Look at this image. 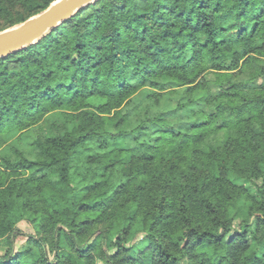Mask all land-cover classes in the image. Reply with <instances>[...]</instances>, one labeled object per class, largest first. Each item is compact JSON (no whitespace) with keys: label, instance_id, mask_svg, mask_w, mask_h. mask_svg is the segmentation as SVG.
I'll return each mask as SVG.
<instances>
[{"label":"trees","instance_id":"trees-1","mask_svg":"<svg viewBox=\"0 0 264 264\" xmlns=\"http://www.w3.org/2000/svg\"><path fill=\"white\" fill-rule=\"evenodd\" d=\"M52 1H0V30ZM260 78L264 0H95L0 57V134L36 130L55 110L65 119L0 153V238L12 241L21 218L37 224L0 264H264ZM173 87L182 97L168 103L162 93ZM143 97L140 120L121 125ZM91 98L100 101L94 109ZM202 142L211 174L183 183L171 153L195 163ZM138 151L169 166L147 163L157 189L137 182L125 201L130 182L120 180ZM234 178H260L258 197ZM246 194L255 220L235 230L228 208Z\"/></svg>","mask_w":264,"mask_h":264},{"label":"rangeland","instance_id":"rangeland-1","mask_svg":"<svg viewBox=\"0 0 264 264\" xmlns=\"http://www.w3.org/2000/svg\"><path fill=\"white\" fill-rule=\"evenodd\" d=\"M0 1H4V3L8 4L9 1H13L14 3L18 4L20 0H0ZM18 7V6H16ZM7 20V16H4L0 13V25H3L4 23H6ZM20 23V22H18ZM18 23H15L13 25H16ZM11 25V26H13ZM10 27V26H8ZM6 27V28H8ZM5 29V28H3ZM1 29V30H3ZM206 77L209 80H212L214 78L212 73H208L206 75ZM257 83L263 85L264 84V79L260 78ZM149 87H144L139 89L138 91V95L139 96H143L146 94L147 91H149ZM162 94H164V98L168 99V103H173L176 100H179L182 97V93L180 91L179 87H173L170 90H167L165 92H163ZM145 98V97H143ZM148 102H150L149 98H145L142 101V105L140 106V109L137 108L134 113L132 115L129 116L128 118V122L123 121V123H121V125H124L125 123H128L130 127L131 125L136 124L140 118L142 117V111H143V107L145 104H147ZM100 103V101L96 98H91L90 100V107L91 109H94V106H97ZM132 103H128V106H130ZM94 105V106H93ZM155 109V107H154ZM110 116H113V111H111L109 113ZM65 122V119L63 118L62 112L60 110H55V111H51L48 114H46V116L44 118H42L36 126H39L35 129H33L34 127L25 130L24 132H20L16 129L10 130L8 132L2 133L0 134V153H6L9 148L13 145H16L19 148H25V146L27 145L28 141H30L29 139L31 138L32 134L35 133H46L49 134L51 133L53 130H57V128H62V123ZM55 123L56 127L53 128L52 125ZM108 130H110L112 133H114L116 130H114L112 127L107 126L106 127ZM42 130V131H41ZM222 134H220L219 137H221ZM205 142H202L200 144L201 148L198 151L192 152L191 153V159H192V155H193V162L196 160L197 158V162L192 163V160H189L186 156L185 153H183L182 151H178L174 150L171 153V156H174V158L179 159L180 163L178 164V170L180 172V178L182 180V182H186L187 179H189V176H192V174L194 175L193 177L196 179H199L200 177H202V175H210L211 172L210 170L212 169V163H208L205 164L203 159H204V155H207L206 150L208 149L209 146L205 145ZM202 155V156H201ZM219 157V156H218ZM217 157V158H218ZM238 159L240 162L244 163L243 166L246 167L247 166V161H245L242 158V153H240L238 155ZM188 160V162H187ZM154 162H158L159 164H164V165H168V163H166V160H160V161H148L147 159L141 158L140 156V152L138 151L124 166V172H123V179H121L120 181H129L130 184L128 186H124V190H123V194L121 199L123 200H127L128 198L132 197V191L135 187V184L137 182H142L143 183V190L146 188L147 190L151 191V190H155L157 189V185L156 182L153 181V175L148 174V170L150 167H152V165H148L147 163H154ZM165 170H167V168L165 167ZM186 170L188 172H186ZM140 172V173H137ZM165 172V171H164ZM158 173V172H156ZM166 173V172H165ZM128 175H130L129 177H127ZM133 175H136V177L133 179ZM169 175V174H168ZM146 178H150L151 180H148ZM170 178H172L170 176ZM128 179H133V180H128ZM174 179V178H172ZM233 183L235 185H239V186H243L244 188L246 187L249 191L250 196L253 197H258L257 196V186L258 184L261 182L260 178L258 179H237L234 178L232 179ZM133 182V184H132ZM145 183V185H144ZM248 194H246L245 197H241L238 198V201L236 204L229 206L228 208V214L232 219V225H233V229L237 230L240 227V224L245 221L248 217L250 218V221H254L255 217L252 214V210L253 207L252 205V200ZM39 203V205L43 206V203L40 201H37ZM231 203V202H229ZM227 211V209H226ZM15 228L18 229L19 233L16 234V236L13 238L12 241H9L7 238H0V256L6 251V249L8 247H12L14 251H19L21 249L24 248V246H26V241L28 239V236L30 235H36L37 233V224L31 220V218H21L19 219L16 224H15ZM139 236V235H138ZM141 237V235L139 236ZM101 264V263H99Z\"/></svg>","mask_w":264,"mask_h":264},{"label":"water","instance_id":"water-1","mask_svg":"<svg viewBox=\"0 0 264 264\" xmlns=\"http://www.w3.org/2000/svg\"><path fill=\"white\" fill-rule=\"evenodd\" d=\"M95 0H53L45 9L20 23L0 30V57L35 43L49 30Z\"/></svg>","mask_w":264,"mask_h":264}]
</instances>
